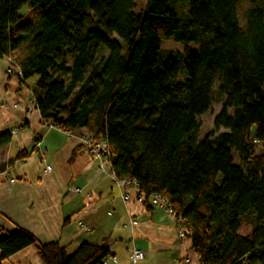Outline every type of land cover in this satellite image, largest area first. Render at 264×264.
I'll use <instances>...</instances> for the list:
<instances>
[{
  "label": "trees",
  "instance_id": "1",
  "mask_svg": "<svg viewBox=\"0 0 264 264\" xmlns=\"http://www.w3.org/2000/svg\"><path fill=\"white\" fill-rule=\"evenodd\" d=\"M169 1L146 0L135 13V0H0V57L19 66L41 120L105 140L111 170L138 181L143 203L155 193L169 201L200 264H264V152L254 153L264 137L263 11L248 10L243 29L242 0H190L188 18ZM22 8L39 12L28 18ZM171 37L198 46L185 50L183 81L179 54L158 59ZM215 74L225 101L198 139L197 116L212 104ZM11 138L1 131L0 148ZM28 155L21 149L0 172ZM248 214L253 232L244 237L238 230ZM30 245L44 264H105L110 254L92 243L69 254L26 228L0 230V259Z\"/></svg>",
  "mask_w": 264,
  "mask_h": 264
},
{
  "label": "crops",
  "instance_id": "2",
  "mask_svg": "<svg viewBox=\"0 0 264 264\" xmlns=\"http://www.w3.org/2000/svg\"><path fill=\"white\" fill-rule=\"evenodd\" d=\"M31 11L28 18L39 12ZM18 72L8 55L0 57V132L12 135L0 148V163L21 149L29 153L0 172V230L26 228L43 243H60L69 254L81 243L105 244L110 251L107 264H132L136 248L144 253L136 264H200L190 240L178 234L165 208L139 202L134 190L128 201L122 198L111 164L83 149L81 134L86 131L62 130L41 120ZM0 264L44 263L30 245L0 259Z\"/></svg>",
  "mask_w": 264,
  "mask_h": 264
},
{
  "label": "rangeland",
  "instance_id": "3",
  "mask_svg": "<svg viewBox=\"0 0 264 264\" xmlns=\"http://www.w3.org/2000/svg\"><path fill=\"white\" fill-rule=\"evenodd\" d=\"M136 1V8L134 9L135 13H139L142 11L145 7V2L146 0H135ZM189 1L190 0H170L168 4L170 7L175 11L176 15H178L179 18H188V10H189ZM256 9L259 8L261 11H263V16H264V0H242L236 8L237 12V19L238 23L242 26L244 29L246 26V13L250 9ZM21 14L26 15V17H29L34 13V11H27L26 8H22ZM160 52L158 54V59L164 60L165 58V53H168L170 51H173L174 55H177V58L179 59V75H178V80L183 81V79L186 76V72L184 69V53L185 50L188 49L190 52H197L198 51V46L195 42L192 43H184V42H177L175 41L172 37L168 40H162L160 43ZM30 49L29 45H25L23 48H21L18 51V55L24 54L26 51ZM218 74H215V81L214 85L212 87V104L210 107L206 110L205 113L198 115L197 120L200 123L199 129H198V139H203L207 134L213 129L214 123L213 120L217 113L219 112L221 105L225 101V95L217 89L219 80L217 79ZM33 79H30L28 81V84H32ZM228 111L232 113V107H228ZM223 129L220 128L219 131H222ZM231 147V155H233V160L238 163L239 158L238 154L236 153V150L233 146ZM264 152V137L262 140H259L256 142L255 148H254V153L255 154H261ZM241 225L239 228V233L242 236H249L252 234V215L248 214L245 215L244 218L241 219Z\"/></svg>",
  "mask_w": 264,
  "mask_h": 264
},
{
  "label": "built area",
  "instance_id": "4",
  "mask_svg": "<svg viewBox=\"0 0 264 264\" xmlns=\"http://www.w3.org/2000/svg\"><path fill=\"white\" fill-rule=\"evenodd\" d=\"M9 59H10L11 63L13 65H15L13 58L9 56ZM20 74H21V72H18L17 77H19V80H20ZM47 124L51 125L49 123H47ZM53 125H51V126H53ZM81 140H82L83 149L86 152H89L92 156H94L98 160L100 159V161H102L103 163H109L110 164V161L108 160L109 159V149L107 147V143L105 140L94 139L92 137V135L90 133H88L87 131L81 134ZM46 168L49 169L50 166H47ZM111 177H112L113 181L119 187V189L121 191L120 193L122 195V198L125 201H128L130 199L131 193L134 190L137 192V198L136 199L139 202H142V203L144 202L145 196L143 194H139V192H138L139 183H138V181H136V179L133 176L132 177L125 176V177L118 178L115 176L114 172L112 171ZM147 202H150L153 205L156 204L158 206L165 208L166 212H168L171 215V217L175 220V222L177 223L178 234L181 237H187L188 236L189 233H188V230L186 227L185 219L181 215H179V214L177 215V213L174 212L171 204L169 203V201H167V199L164 196H162L159 193L152 194L149 196ZM131 258H132V264H136L137 260L144 258V253L142 250H140L138 248L133 249V251L131 253ZM198 259H199V256H198ZM108 260H109L108 257H106L104 260V263L107 264ZM199 261H200V259H199ZM186 262H190V259L187 258Z\"/></svg>",
  "mask_w": 264,
  "mask_h": 264
}]
</instances>
